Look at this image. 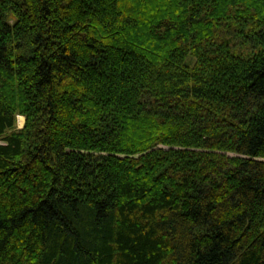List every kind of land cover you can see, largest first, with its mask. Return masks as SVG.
<instances>
[{
    "label": "trees",
    "instance_id": "16d2710c",
    "mask_svg": "<svg viewBox=\"0 0 264 264\" xmlns=\"http://www.w3.org/2000/svg\"><path fill=\"white\" fill-rule=\"evenodd\" d=\"M0 138V264H264V0H0Z\"/></svg>",
    "mask_w": 264,
    "mask_h": 264
},
{
    "label": "rangeland",
    "instance_id": "374dc122",
    "mask_svg": "<svg viewBox=\"0 0 264 264\" xmlns=\"http://www.w3.org/2000/svg\"><path fill=\"white\" fill-rule=\"evenodd\" d=\"M19 117H21V118H19ZM23 123H24V115L21 113H16L15 127L20 128V127H22ZM0 142H3V140L1 138H0Z\"/></svg>",
    "mask_w": 264,
    "mask_h": 264
},
{
    "label": "bare ground",
    "instance_id": "6f19581e",
    "mask_svg": "<svg viewBox=\"0 0 264 264\" xmlns=\"http://www.w3.org/2000/svg\"><path fill=\"white\" fill-rule=\"evenodd\" d=\"M19 118H21V117H19Z\"/></svg>",
    "mask_w": 264,
    "mask_h": 264
}]
</instances>
